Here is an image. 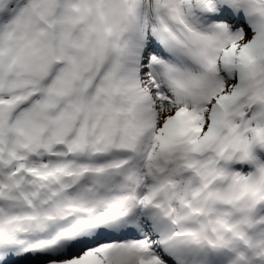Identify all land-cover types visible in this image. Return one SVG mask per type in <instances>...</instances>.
I'll return each mask as SVG.
<instances>
[{
	"label": "snow or ice",
	"instance_id": "snow-or-ice-1",
	"mask_svg": "<svg viewBox=\"0 0 264 264\" xmlns=\"http://www.w3.org/2000/svg\"><path fill=\"white\" fill-rule=\"evenodd\" d=\"M0 264H264V0H0Z\"/></svg>",
	"mask_w": 264,
	"mask_h": 264
}]
</instances>
